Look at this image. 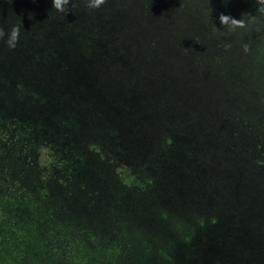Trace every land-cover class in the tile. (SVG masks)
Segmentation results:
<instances>
[{"label":"rangeland","instance_id":"374dc122","mask_svg":"<svg viewBox=\"0 0 264 264\" xmlns=\"http://www.w3.org/2000/svg\"><path fill=\"white\" fill-rule=\"evenodd\" d=\"M254 3L0 0V27L21 28L0 42V211L50 264H264Z\"/></svg>","mask_w":264,"mask_h":264},{"label":"trees","instance_id":"16d2710c","mask_svg":"<svg viewBox=\"0 0 264 264\" xmlns=\"http://www.w3.org/2000/svg\"><path fill=\"white\" fill-rule=\"evenodd\" d=\"M5 207L6 203H2ZM8 215L6 208L0 211V264H50L34 240L35 229L26 218L16 219ZM192 231L187 232V240ZM93 264H104L94 262Z\"/></svg>","mask_w":264,"mask_h":264},{"label":"clouds","instance_id":"9594fccd","mask_svg":"<svg viewBox=\"0 0 264 264\" xmlns=\"http://www.w3.org/2000/svg\"><path fill=\"white\" fill-rule=\"evenodd\" d=\"M84 7L89 11H98L106 3V0H83ZM53 10L66 16L70 11L79 6V0H52ZM258 5L257 14L264 16V0H255L254 6ZM252 20H255V16L249 15ZM220 24L228 33H235L237 30L247 29L249 21H246L244 17L242 19H235L230 15H225L221 13L219 15ZM215 31H220L214 25ZM21 28L19 25H13L7 31L0 27V42L6 44L9 50H14L20 39ZM231 48V44L225 45V50ZM243 50L245 53L249 51L247 44L243 45Z\"/></svg>","mask_w":264,"mask_h":264}]
</instances>
